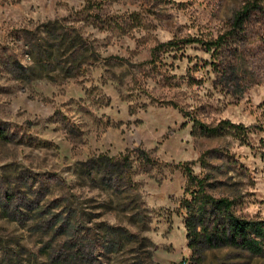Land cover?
<instances>
[{
	"label": "rangeland",
	"instance_id": "obj_1",
	"mask_svg": "<svg viewBox=\"0 0 264 264\" xmlns=\"http://www.w3.org/2000/svg\"><path fill=\"white\" fill-rule=\"evenodd\" d=\"M183 163L264 220V0H0V264H264L188 247Z\"/></svg>",
	"mask_w": 264,
	"mask_h": 264
},
{
	"label": "trees",
	"instance_id": "obj_2",
	"mask_svg": "<svg viewBox=\"0 0 264 264\" xmlns=\"http://www.w3.org/2000/svg\"><path fill=\"white\" fill-rule=\"evenodd\" d=\"M253 6L245 5L234 16V22L228 32L221 34L214 40L205 41L197 37H188L183 40H168L155 45L151 51L153 62L158 54L166 49L177 48L179 43H199L207 51H217L219 47L227 42L228 37H233L235 31L240 32L243 24L251 12ZM201 133L205 135H216L220 129H236L245 131L247 128L242 124H235L228 120H222L216 127H208L195 121ZM183 171L190 183L194 181L197 190L194 192L191 201H184L185 219L184 227L188 241V247L192 250L200 246L218 247L232 246L234 248L248 251L254 255H260L264 249V220L250 219L238 214L233 209V201L229 198H215L204 191V184L201 179L193 175L187 163H183Z\"/></svg>",
	"mask_w": 264,
	"mask_h": 264
}]
</instances>
